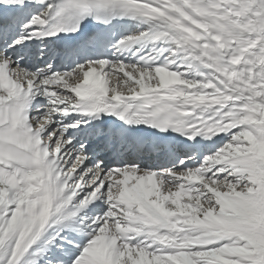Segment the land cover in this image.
I'll list each match as a JSON object with an SVG mask.
<instances>
[{
    "label": "snow or ice",
    "instance_id": "snow-or-ice-1",
    "mask_svg": "<svg viewBox=\"0 0 264 264\" xmlns=\"http://www.w3.org/2000/svg\"><path fill=\"white\" fill-rule=\"evenodd\" d=\"M0 264H264V0H0Z\"/></svg>",
    "mask_w": 264,
    "mask_h": 264
}]
</instances>
